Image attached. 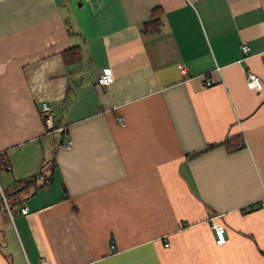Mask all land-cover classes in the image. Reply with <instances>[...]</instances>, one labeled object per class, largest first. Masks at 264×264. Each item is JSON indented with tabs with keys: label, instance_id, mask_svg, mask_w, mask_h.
<instances>
[{
	"label": "crops",
	"instance_id": "crops-1",
	"mask_svg": "<svg viewBox=\"0 0 264 264\" xmlns=\"http://www.w3.org/2000/svg\"><path fill=\"white\" fill-rule=\"evenodd\" d=\"M0 155V264H264V0H0Z\"/></svg>",
	"mask_w": 264,
	"mask_h": 264
},
{
	"label": "built area",
	"instance_id": "built-area-1",
	"mask_svg": "<svg viewBox=\"0 0 264 264\" xmlns=\"http://www.w3.org/2000/svg\"><path fill=\"white\" fill-rule=\"evenodd\" d=\"M82 1H88V0H82ZM240 50L243 54H246L248 51V45L246 43H242L240 45ZM178 68L181 70V72H184V68L182 65H179ZM113 80V74L110 68L105 67L102 68L99 76L97 77V84L105 87L107 85H109ZM246 86L247 88L251 89V90H255V91H260L262 89V83L259 79V77L254 74V73H248L246 75ZM211 82L208 79L206 81V85H210ZM39 114L40 117L42 119L43 125H44V130H45V134H49L52 132H57L59 130V127H54L53 126V122H52V117H53V111L51 110V108L49 107V105L46 102H42L39 105ZM119 122L123 125L124 121L122 119L119 120ZM68 140H64L63 144H68ZM1 158V155H0ZM10 167H7L6 169L9 170ZM0 202L3 205V208L5 209V211L11 216V211L10 208L6 202L5 199V195L3 192V188L0 185ZM264 205V202H263ZM20 213L21 214H26L27 213V208L26 207H22L20 208ZM212 228L214 231V235H215V244L217 246L222 245L225 242V238H224V229L220 224L217 223H212ZM43 264V263H42Z\"/></svg>",
	"mask_w": 264,
	"mask_h": 264
},
{
	"label": "trees",
	"instance_id": "trees-1",
	"mask_svg": "<svg viewBox=\"0 0 264 264\" xmlns=\"http://www.w3.org/2000/svg\"><path fill=\"white\" fill-rule=\"evenodd\" d=\"M161 11L159 8H154L151 12V17L148 21L142 23L141 26V31L142 33H157L159 31V27L161 25ZM63 58L65 62L71 61V60H77L79 58V51L77 47H71L70 49L66 50L63 52ZM241 141L240 136H229L226 139H224L223 141L219 142V143H215V144H210L208 146H206L204 149H202L199 152H196L194 154L188 155V158H191L193 156H196L200 153H204L205 151H208L210 149H212L213 147L222 145L225 147L226 150L230 151L233 149H236L239 147V143ZM51 165V164H50ZM7 167H9V165H7V163L5 162L4 158L1 157L0 158V171L5 170L7 171ZM44 176L43 178V184L47 183L50 181V176L49 174L46 175L45 172H43L42 170L39 171L36 175H34V177H39V176Z\"/></svg>",
	"mask_w": 264,
	"mask_h": 264
}]
</instances>
